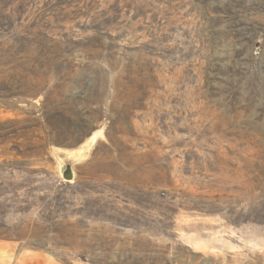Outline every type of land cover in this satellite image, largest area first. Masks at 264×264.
<instances>
[{
	"label": "rangeland",
	"instance_id": "obj_1",
	"mask_svg": "<svg viewBox=\"0 0 264 264\" xmlns=\"http://www.w3.org/2000/svg\"><path fill=\"white\" fill-rule=\"evenodd\" d=\"M166 2L167 44L152 46L132 20L109 30L48 0H0V264H264V0L249 3V46L212 27V0ZM94 56L120 70L114 113L115 94L70 73ZM80 98L105 107L90 113ZM87 143L63 179L60 154Z\"/></svg>",
	"mask_w": 264,
	"mask_h": 264
},
{
	"label": "trees",
	"instance_id": "obj_2",
	"mask_svg": "<svg viewBox=\"0 0 264 264\" xmlns=\"http://www.w3.org/2000/svg\"><path fill=\"white\" fill-rule=\"evenodd\" d=\"M12 3L19 1V0H10ZM213 3H215V6H213L210 9V17L209 20H213V28H218L222 23H226L228 27L232 30L234 33V37L237 41H240V38L243 37L245 40V43L249 46L251 43H253V39L257 38V29L253 26V23L250 18V14L254 12L253 5H250V1L253 0H212ZM257 3V0H255ZM48 2H51L50 4L55 8L59 9L60 11H70L75 18H87L89 20L91 19H97L99 21H102L104 24L105 29H112L115 27L123 26L124 23L122 21H125V24H130V20H132V23H138L142 25L141 31L144 32L145 37L149 38L150 45H161V44H167V40H163L162 34L166 32V23L163 15L165 14L164 9H160L162 6L167 4L166 0H48ZM209 1L205 2V5L209 7ZM9 7L8 6L4 9V11ZM264 8V7H263ZM25 9V8H24ZM26 9H29V4L26 6ZM23 11V10H22ZM27 11V10H26ZM85 11V12H84ZM23 16L20 18L19 23L23 21ZM125 19V20H124ZM97 29H100L99 27ZM46 37L48 38L50 42H55L56 34L49 33L48 30H46ZM218 32L213 33V38L218 36ZM247 34V35H243ZM99 35V40L101 42L102 35ZM162 38V39H161ZM153 43V44H152ZM255 43V41H254ZM101 45L97 46V49H101ZM99 62L93 61L91 64H87L84 66H79L78 68H74L73 70H70V73H82L85 74L88 73L92 77V82L97 81L96 84L90 83V86L85 85L87 88L86 90L90 93H98L103 94L105 93L102 91V87L106 89V94L111 92V94H115V97L109 98V109L111 111H115L114 107L116 102V94H120L122 92L120 85L117 83L116 78H113V85L109 83V80L111 75L113 73L120 74L119 68H115V66H110L106 61L102 60V56H94ZM101 57V58H100ZM158 57V55H156ZM51 62L53 60H56V58H60V56L50 54L49 57H46ZM63 58V57H62ZM61 59V58H60ZM90 62V60H88ZM126 62V58H123L120 61V64H124ZM126 67L129 69L131 68V63L129 60H127ZM94 64V65H93ZM106 65L107 67H103ZM89 66H94L89 67ZM90 72H89V71ZM208 71L212 74H214L213 77H210V83L212 85H217V87H214L215 91H218L219 84L221 82H224V70L223 65L220 61H217L216 63H213L210 68H208ZM52 73V72H51ZM54 74L58 76V79L62 80L61 77L64 76L63 72H60L59 70H54ZM103 80L106 81L103 83ZM226 82V81H225ZM57 89V87H52L49 89V96L47 97V100L50 99V96L54 93V91ZM82 94V93H81ZM83 96V95H81ZM48 102V101H47ZM86 106L87 110H89L90 113L96 112L97 110L104 109V104H101L97 100L95 101H89L86 105L85 99H76L74 102V106ZM73 112L66 113L62 115L65 119V124L70 125V127H77L78 121L77 118H75L74 115H77L73 108ZM45 116H46V122L49 125V127H54L55 118L54 116L47 111L46 105H45ZM108 119V121H112L111 118H107L106 116H103L102 118H98V120H94L93 122H100ZM114 122V120H113ZM107 139L111 144H114V140L108 130L106 131ZM104 264H107V262H104Z\"/></svg>",
	"mask_w": 264,
	"mask_h": 264
},
{
	"label": "water",
	"instance_id": "obj_3",
	"mask_svg": "<svg viewBox=\"0 0 264 264\" xmlns=\"http://www.w3.org/2000/svg\"><path fill=\"white\" fill-rule=\"evenodd\" d=\"M90 144H84L81 147L70 149L60 154V174L65 180L75 178L74 166L88 157Z\"/></svg>",
	"mask_w": 264,
	"mask_h": 264
},
{
	"label": "crops",
	"instance_id": "obj_4",
	"mask_svg": "<svg viewBox=\"0 0 264 264\" xmlns=\"http://www.w3.org/2000/svg\"><path fill=\"white\" fill-rule=\"evenodd\" d=\"M36 258H41L42 259V263H40V264H62L60 261H57L55 259L53 261H51L48 257H45L44 255H39V254L38 255L36 254L35 256L32 255L30 257L28 256V257H26L25 260L17 261L16 264H31V262L34 264L33 261ZM45 259H46V261H45ZM76 264H89V263L88 262H79V263H76Z\"/></svg>",
	"mask_w": 264,
	"mask_h": 264
}]
</instances>
